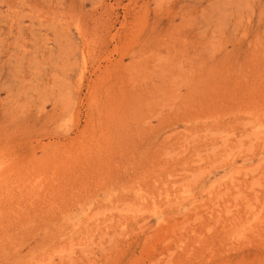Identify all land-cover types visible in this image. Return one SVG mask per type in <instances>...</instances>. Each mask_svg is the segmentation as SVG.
I'll use <instances>...</instances> for the list:
<instances>
[{
    "label": "rangeland",
    "instance_id": "1",
    "mask_svg": "<svg viewBox=\"0 0 264 264\" xmlns=\"http://www.w3.org/2000/svg\"><path fill=\"white\" fill-rule=\"evenodd\" d=\"M0 264H264V0H0Z\"/></svg>",
    "mask_w": 264,
    "mask_h": 264
}]
</instances>
